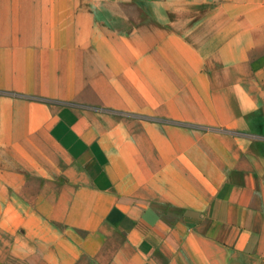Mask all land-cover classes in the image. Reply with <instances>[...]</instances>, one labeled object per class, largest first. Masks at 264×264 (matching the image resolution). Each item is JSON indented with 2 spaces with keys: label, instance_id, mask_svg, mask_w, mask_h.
I'll list each match as a JSON object with an SVG mask.
<instances>
[{
  "label": "crops",
  "instance_id": "obj_1",
  "mask_svg": "<svg viewBox=\"0 0 264 264\" xmlns=\"http://www.w3.org/2000/svg\"><path fill=\"white\" fill-rule=\"evenodd\" d=\"M11 262L264 264V0H0Z\"/></svg>",
  "mask_w": 264,
  "mask_h": 264
},
{
  "label": "rangeland",
  "instance_id": "obj_2",
  "mask_svg": "<svg viewBox=\"0 0 264 264\" xmlns=\"http://www.w3.org/2000/svg\"><path fill=\"white\" fill-rule=\"evenodd\" d=\"M32 195H33V193H32ZM57 229H58V227H57ZM11 264H13V262H11Z\"/></svg>",
  "mask_w": 264,
  "mask_h": 264
}]
</instances>
